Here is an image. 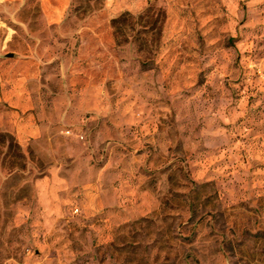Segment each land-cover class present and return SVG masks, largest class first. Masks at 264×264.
Masks as SVG:
<instances>
[{"label":"rangeland","instance_id":"374dc122","mask_svg":"<svg viewBox=\"0 0 264 264\" xmlns=\"http://www.w3.org/2000/svg\"><path fill=\"white\" fill-rule=\"evenodd\" d=\"M0 264H264V0H0Z\"/></svg>","mask_w":264,"mask_h":264},{"label":"trees","instance_id":"16d2710c","mask_svg":"<svg viewBox=\"0 0 264 264\" xmlns=\"http://www.w3.org/2000/svg\"><path fill=\"white\" fill-rule=\"evenodd\" d=\"M150 9V6H147V9H146V11H148ZM140 15H142V14H140ZM120 20V18H114V21H119Z\"/></svg>","mask_w":264,"mask_h":264}]
</instances>
